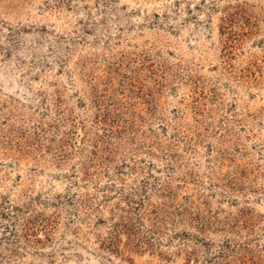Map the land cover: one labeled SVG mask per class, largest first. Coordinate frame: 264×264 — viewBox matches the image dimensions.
I'll use <instances>...</instances> for the list:
<instances>
[{
    "label": "rangeland",
    "instance_id": "374dc122",
    "mask_svg": "<svg viewBox=\"0 0 264 264\" xmlns=\"http://www.w3.org/2000/svg\"><path fill=\"white\" fill-rule=\"evenodd\" d=\"M0 264H264V0H0Z\"/></svg>",
    "mask_w": 264,
    "mask_h": 264
}]
</instances>
